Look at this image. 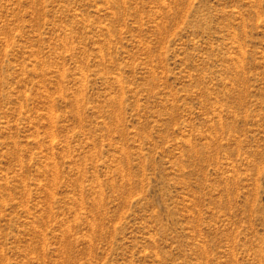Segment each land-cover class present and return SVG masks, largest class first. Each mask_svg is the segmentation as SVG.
I'll return each mask as SVG.
<instances>
[{
	"label": "rangeland",
	"instance_id": "1",
	"mask_svg": "<svg viewBox=\"0 0 264 264\" xmlns=\"http://www.w3.org/2000/svg\"><path fill=\"white\" fill-rule=\"evenodd\" d=\"M0 264H264V0H0Z\"/></svg>",
	"mask_w": 264,
	"mask_h": 264
}]
</instances>
